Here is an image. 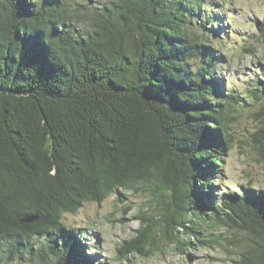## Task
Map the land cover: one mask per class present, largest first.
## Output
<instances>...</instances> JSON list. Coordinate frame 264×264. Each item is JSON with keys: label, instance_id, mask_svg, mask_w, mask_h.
Returning <instances> with one entry per match:
<instances>
[{"label": "trees", "instance_id": "obj_1", "mask_svg": "<svg viewBox=\"0 0 264 264\" xmlns=\"http://www.w3.org/2000/svg\"><path fill=\"white\" fill-rule=\"evenodd\" d=\"M217 6L0 0V264H103L88 227L65 215L111 195L149 201L118 249L124 263L224 238L233 264H264V189H216L241 111L264 160V67L227 87ZM209 228L224 231L205 238Z\"/></svg>", "mask_w": 264, "mask_h": 264}, {"label": "rangeland", "instance_id": "obj_2", "mask_svg": "<svg viewBox=\"0 0 264 264\" xmlns=\"http://www.w3.org/2000/svg\"><path fill=\"white\" fill-rule=\"evenodd\" d=\"M214 1L218 10H221L217 12L221 20L213 23V31L215 34L227 31L231 35L227 46L219 49L226 52L219 68H224L222 75L227 87L241 90L264 67V36L256 39L260 35L258 23L264 19V0ZM252 46H256L255 53L248 51ZM241 112L231 126L232 143L223 156L224 165L220 167L217 177L218 193L235 191V185L247 186L249 182H252L253 189H264V160L251 134L256 130L258 122L250 113ZM148 202L146 196L136 195L130 196L127 202L117 204L111 195L100 203H85L77 212L66 214L65 220L71 225L88 227L83 235L92 241L103 264H128L121 259L118 249L138 234L142 224L139 214L149 208ZM223 231L209 228V231H205L209 236L204 237L217 236ZM179 235L182 236L181 230ZM219 239L220 244L212 246L196 242L185 251H182L183 245L180 243H162L150 255L136 253L132 264H233L236 248L228 245L224 238ZM185 240L194 243L188 236H185Z\"/></svg>", "mask_w": 264, "mask_h": 264}]
</instances>
